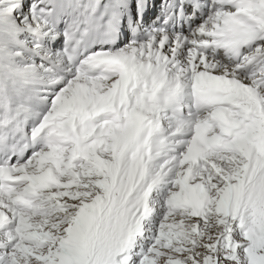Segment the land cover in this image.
<instances>
[{"label":"snow or ice","instance_id":"1","mask_svg":"<svg viewBox=\"0 0 264 264\" xmlns=\"http://www.w3.org/2000/svg\"><path fill=\"white\" fill-rule=\"evenodd\" d=\"M0 264H264V0H0Z\"/></svg>","mask_w":264,"mask_h":264}]
</instances>
